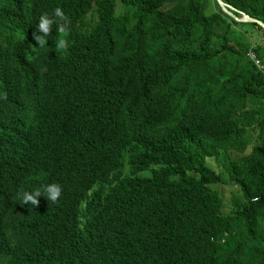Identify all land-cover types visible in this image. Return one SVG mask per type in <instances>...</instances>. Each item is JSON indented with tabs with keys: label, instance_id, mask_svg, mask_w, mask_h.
<instances>
[{
	"label": "trees",
	"instance_id": "16d2710c",
	"mask_svg": "<svg viewBox=\"0 0 264 264\" xmlns=\"http://www.w3.org/2000/svg\"><path fill=\"white\" fill-rule=\"evenodd\" d=\"M223 1L231 13L218 0H0L15 32L41 3L62 8L81 40L69 60L48 61L38 125L0 137V175L60 163L91 178L118 163L121 219L108 229L146 230L154 264H264V27L240 19L264 22V0ZM10 116L0 97V122ZM226 183L240 191L228 213L213 188ZM7 193L0 260L43 264L35 219L8 226L14 193L4 219ZM95 259L109 264L103 249Z\"/></svg>",
	"mask_w": 264,
	"mask_h": 264
},
{
	"label": "clouds",
	"instance_id": "9594fccd",
	"mask_svg": "<svg viewBox=\"0 0 264 264\" xmlns=\"http://www.w3.org/2000/svg\"><path fill=\"white\" fill-rule=\"evenodd\" d=\"M28 11L35 13V19L26 33L25 24L15 32L8 18L0 14V97L3 107L12 114L0 122V137L14 136L38 125L40 86L48 61L52 56L69 60L81 41L68 33L69 18L62 8H55L49 15L41 3H30ZM251 56L255 59L254 54ZM22 60L31 67L22 66ZM34 77L36 85L30 80ZM13 96L19 97L18 101ZM42 169L44 172L26 179L16 177L18 171L13 166H6L0 175V194L8 192L5 219L14 193L8 212L9 227L35 219L46 254L43 264H96L99 249L104 250L109 264H154L156 259L150 257L149 249L157 240L146 230L135 228L122 235L108 229L111 222L121 219L117 213L118 185L122 180L118 163L108 173L91 178L60 163H49ZM138 176L135 180L146 181L141 173ZM258 200L252 197V203Z\"/></svg>",
	"mask_w": 264,
	"mask_h": 264
},
{
	"label": "rangeland",
	"instance_id": "374dc122",
	"mask_svg": "<svg viewBox=\"0 0 264 264\" xmlns=\"http://www.w3.org/2000/svg\"><path fill=\"white\" fill-rule=\"evenodd\" d=\"M86 29H90L89 27ZM127 170V169H126ZM151 175V171H145L141 173V176L149 177ZM214 189H218L222 192L223 198L225 201V212H229L232 209L233 200L240 197V191L238 186L233 184H221V185H214ZM0 264H6V262L0 260Z\"/></svg>",
	"mask_w": 264,
	"mask_h": 264
},
{
	"label": "water",
	"instance_id": "95a60500",
	"mask_svg": "<svg viewBox=\"0 0 264 264\" xmlns=\"http://www.w3.org/2000/svg\"><path fill=\"white\" fill-rule=\"evenodd\" d=\"M219 3L222 5V7L226 10H227V7L226 6H229L231 8H234L233 6L229 5V4H226L223 0H218ZM229 13H231L230 11H228ZM241 20H249V21H254V22H258L260 25H262L264 27V22H262L261 20H259L258 18H255V17H251L249 16L248 14H244V18H240Z\"/></svg>",
	"mask_w": 264,
	"mask_h": 264
},
{
	"label": "built area",
	"instance_id": "2783aa9c",
	"mask_svg": "<svg viewBox=\"0 0 264 264\" xmlns=\"http://www.w3.org/2000/svg\"><path fill=\"white\" fill-rule=\"evenodd\" d=\"M257 62H259L258 60H256Z\"/></svg>",
	"mask_w": 264,
	"mask_h": 264
}]
</instances>
